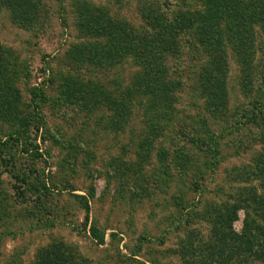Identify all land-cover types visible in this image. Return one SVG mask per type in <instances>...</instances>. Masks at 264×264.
<instances>
[{
  "label": "rangeland",
  "instance_id": "rangeland-1",
  "mask_svg": "<svg viewBox=\"0 0 264 264\" xmlns=\"http://www.w3.org/2000/svg\"><path fill=\"white\" fill-rule=\"evenodd\" d=\"M30 2L18 17L16 1L0 0V264H33L54 243L70 246L79 264H185L180 248L192 232L204 244L212 239L213 207L232 204L237 194L264 193V178L254 172L264 153L263 125L242 118L229 129L209 112L199 80L212 53L193 34L180 36L181 53L164 60L181 86L176 114L161 122L157 100L139 93L146 69L133 52L98 65L79 50L94 41L109 45L84 30L81 8H104L137 34L150 32L153 6L170 0ZM256 35L251 92L242 88L243 67L225 51L232 110L260 96L263 30ZM85 84L101 90L100 103L78 97ZM9 86L16 99L7 107ZM206 129L220 137L214 170L191 140ZM180 152L197 163H180ZM244 216L239 210L237 231ZM92 226L104 234L102 244Z\"/></svg>",
  "mask_w": 264,
  "mask_h": 264
},
{
  "label": "trees",
  "instance_id": "trees-1",
  "mask_svg": "<svg viewBox=\"0 0 264 264\" xmlns=\"http://www.w3.org/2000/svg\"><path fill=\"white\" fill-rule=\"evenodd\" d=\"M14 1L20 5L16 16H25L32 0ZM150 16V32L135 34L122 21H113L104 8L83 7L80 18L84 30L90 37L103 35L109 45L100 46L94 41L85 47L81 46L79 50L87 53L98 65L107 64L109 59L117 62L127 53L133 52L146 69L139 81V93L151 95L157 100L155 114L161 122L176 114V91H180L181 86L180 82L170 79L164 60L169 54L181 53L179 41L183 37L181 39L180 36L193 34L197 43L212 53L211 61L203 67L199 80V88L205 96L209 112L230 123L229 129L243 123L242 118L264 127V77L256 90V94L260 93L258 98L252 97L249 103L230 109L228 58L225 55L226 48L231 49L243 67V91L251 92L257 77L254 75L258 41L256 34L258 29L264 32V0H170L169 4L162 7L153 6ZM23 21H30L29 17ZM72 84L69 82V86ZM15 94V90L9 86L7 98L4 99L7 107L16 99ZM31 94L35 100L37 95L33 91ZM103 96L97 86L90 84H85L78 93V97H88V103L92 104L100 103ZM160 126L154 127L155 135L161 130ZM219 138L209 129L202 136L191 138L205 154L210 155L211 160L205 166L213 170L219 164ZM178 159L189 167L197 163L193 155L185 152H180ZM254 172L264 178V153L259 155ZM239 210L245 214L241 231L232 226L238 220ZM3 212L0 211V214ZM213 213L217 215L213 218L210 242L204 244L200 234L194 231L180 248L185 264H264V193L237 194L232 204L213 207L207 218ZM90 233L100 244L104 242V234L96 226L91 227ZM33 264H79V261L70 246L54 243L44 247Z\"/></svg>",
  "mask_w": 264,
  "mask_h": 264
}]
</instances>
